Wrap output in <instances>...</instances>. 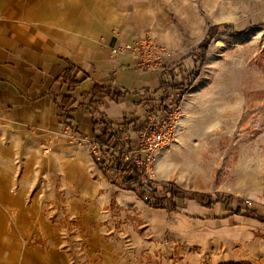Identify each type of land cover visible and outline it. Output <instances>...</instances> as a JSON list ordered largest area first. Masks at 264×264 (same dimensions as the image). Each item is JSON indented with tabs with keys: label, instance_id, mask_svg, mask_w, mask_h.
Segmentation results:
<instances>
[{
	"label": "crops",
	"instance_id": "obj_1",
	"mask_svg": "<svg viewBox=\"0 0 264 264\" xmlns=\"http://www.w3.org/2000/svg\"><path fill=\"white\" fill-rule=\"evenodd\" d=\"M201 2L0 0V157L8 162L16 157L25 160L24 170L32 178L48 175L37 186L30 181L32 205L39 214L33 218L37 225L33 235L50 238L48 249L35 250L39 258L34 264L75 263L81 252L75 244L86 241L92 246L91 259L102 255L104 264H117L115 246L102 236L99 222L97 228L78 231V242L70 245L48 220L40 219L41 209L53 206L52 214L60 217L65 206L83 221L88 204L91 213L110 201L137 204L130 190L104 184L91 142L95 133L105 132V122L120 126L130 114L143 119L147 114L139 104L142 98H157L158 105L171 77L165 71H144L134 53L112 50L151 34L171 52L169 64L190 69L194 60L190 54L206 33ZM77 71L88 79L73 92L62 79ZM97 85L133 93L118 101L105 94L90 95ZM27 189L26 185L18 192ZM149 212L153 223L167 218L166 211ZM125 233L134 252L150 249L133 227Z\"/></svg>",
	"mask_w": 264,
	"mask_h": 264
},
{
	"label": "rangeland",
	"instance_id": "obj_2",
	"mask_svg": "<svg viewBox=\"0 0 264 264\" xmlns=\"http://www.w3.org/2000/svg\"><path fill=\"white\" fill-rule=\"evenodd\" d=\"M201 1L206 33L209 26L222 23L238 33L219 34L210 44L199 76L180 102L176 140L156 155L147 177L194 193L230 195L264 216V0ZM195 69L194 60L190 69L173 65L169 70L167 66L165 72L171 78L166 85L179 96ZM132 139L135 143L136 137ZM3 159L1 156L0 264H34L39 258L35 250L48 249L50 238L33 235L38 209L32 205L31 189L48 175L32 178L24 170L25 160ZM101 173L104 184L127 190L121 180L116 181L122 175ZM26 185L29 189L20 194L19 189ZM131 192L137 204L110 201L92 213V204H88L83 221L65 206L60 217L52 214L53 206L42 207L40 219L48 220L52 230L70 245L78 242V231L97 228L99 222L102 236H108L115 246L117 264H264V223L224 212L219 205L208 212L188 202L185 208L166 211L165 222L156 224L138 191ZM128 226L148 241L150 249L133 251L125 233ZM67 246L66 252L73 255ZM77 246L81 252L69 264H104L102 255L90 258L89 241Z\"/></svg>",
	"mask_w": 264,
	"mask_h": 264
},
{
	"label": "trees",
	"instance_id": "obj_3",
	"mask_svg": "<svg viewBox=\"0 0 264 264\" xmlns=\"http://www.w3.org/2000/svg\"><path fill=\"white\" fill-rule=\"evenodd\" d=\"M222 33L237 34L238 31L225 23L209 26L205 39L195 49L197 52L194 58L196 71L194 70V75L189 80L190 82L187 84L186 88L183 87L181 90V100L183 99L185 92L194 84V80L199 76V68L202 67L203 62L205 61L210 44L219 34ZM79 76L80 72L77 71L74 75L63 77L62 82L67 84L70 90L74 92L76 88L82 86V83L88 79L87 76L82 78ZM156 92L157 91H154L153 93ZM89 93L90 95L105 94L109 98L118 101L120 97H125L133 92L113 87H100L97 85L91 89ZM156 101L157 98L143 97L139 104L145 106V112L148 114L156 109ZM141 121L142 119L140 117L130 114L129 116L124 117L120 126H115L111 122H105V132L94 134L93 143H95L98 149V156L97 158H93L101 172L106 173L118 168L122 175L121 185L127 190L134 192L138 191L139 198L145 202L149 209L174 212L178 208H185L188 202H194L204 210L212 212L215 206L219 205L224 212L228 211L231 212V214L243 216L247 220L253 219L264 223V216L258 214L247 205L242 204V200L235 199L230 195H216L213 197L209 194L199 192L194 193L180 189L178 186L170 182H157L150 180L148 177L143 179V175L138 172L137 168H134L127 163L120 162L119 155L110 150L118 148L120 145V139L127 134L131 140H127L124 144L130 145L133 136H135L141 128ZM107 146H110L111 149L105 152Z\"/></svg>",
	"mask_w": 264,
	"mask_h": 264
},
{
	"label": "built area",
	"instance_id": "obj_4",
	"mask_svg": "<svg viewBox=\"0 0 264 264\" xmlns=\"http://www.w3.org/2000/svg\"><path fill=\"white\" fill-rule=\"evenodd\" d=\"M123 50L129 54H136L139 58L138 65L146 72H163L167 66L169 70L172 67L169 64L171 52L151 34H147L144 39L133 43V45H125L118 49L114 47L112 51L113 53H117ZM181 101V96L175 95L174 89L168 87L156 109L145 115L142 119L140 123L141 128L135 135V143H133L132 139L130 145L124 144L127 140H131L127 134L120 139L118 148L111 149L110 146H107L105 152L109 149H111L110 151H114L119 155L120 162L137 168L138 172L143 175V179H145L148 169L156 159V155L166 150L176 140ZM91 152L92 156L97 158L98 149L93 141L91 142ZM108 172L115 173L117 177L121 175L118 168ZM119 180H121L120 177L116 181Z\"/></svg>",
	"mask_w": 264,
	"mask_h": 264
},
{
	"label": "bare ground",
	"instance_id": "obj_5",
	"mask_svg": "<svg viewBox=\"0 0 264 264\" xmlns=\"http://www.w3.org/2000/svg\"><path fill=\"white\" fill-rule=\"evenodd\" d=\"M211 232V231H210ZM208 233V232H207ZM212 233V232H211ZM203 235H205L206 237L208 236L207 234H203ZM219 235V234H218ZM200 239L201 240H205V237L204 236H200Z\"/></svg>",
	"mask_w": 264,
	"mask_h": 264
}]
</instances>
